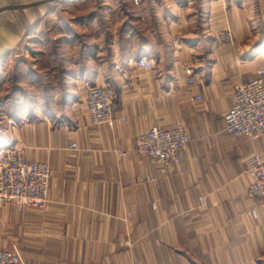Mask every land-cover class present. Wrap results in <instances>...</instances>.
<instances>
[{
	"label": "crops",
	"instance_id": "1",
	"mask_svg": "<svg viewBox=\"0 0 264 264\" xmlns=\"http://www.w3.org/2000/svg\"><path fill=\"white\" fill-rule=\"evenodd\" d=\"M37 1L45 0H0V10ZM243 6L47 0L1 11L0 120L4 114L9 127L0 128V143L47 162L50 177L46 208L0 207V248L17 249L24 264H264V199L246 195L244 161L251 152L264 157V135L250 142L224 132L234 88L256 77L264 47L242 29L235 30L237 45L245 43L240 51L223 50L213 35L226 19L234 29L248 27ZM41 26L47 90L35 105L27 88L39 72L20 67L31 64L20 49L41 42ZM141 57L153 68L138 67ZM185 69L200 97L192 101L183 96ZM101 85L113 90L114 123L93 126L83 95ZM178 122L190 143L162 176L135 152V139ZM72 142L78 150L69 149Z\"/></svg>",
	"mask_w": 264,
	"mask_h": 264
},
{
	"label": "built area",
	"instance_id": "2",
	"mask_svg": "<svg viewBox=\"0 0 264 264\" xmlns=\"http://www.w3.org/2000/svg\"><path fill=\"white\" fill-rule=\"evenodd\" d=\"M140 68L151 69L153 62L147 57L136 61ZM185 84L191 99L200 98L191 94L194 80L190 77ZM256 77L250 81L237 84L234 88V103L224 115V132L237 139L255 141L264 134V68H258ZM114 93L110 86H89L83 95V104L87 110L91 125H113L112 103ZM190 137L187 128L177 124L171 128L154 126L141 132L135 139L136 153L149 159L160 175L167 176L171 165L179 161V154L187 151ZM69 149L78 150L72 142ZM119 156L126 152L114 151ZM246 172L251 177L246 195L251 199H264V159L260 154L251 153L245 159ZM50 168L49 165L27 159L11 144L0 148V207L13 204L19 211L27 208H45L48 204ZM153 180L157 181L158 178ZM201 203L204 197L200 198ZM154 209L156 203H152ZM250 214L257 217V210L251 208ZM0 264H24L17 249L0 248Z\"/></svg>",
	"mask_w": 264,
	"mask_h": 264
},
{
	"label": "rangeland",
	"instance_id": "3",
	"mask_svg": "<svg viewBox=\"0 0 264 264\" xmlns=\"http://www.w3.org/2000/svg\"><path fill=\"white\" fill-rule=\"evenodd\" d=\"M238 1H240V3H243V5H244L243 10H244L245 20L247 21L248 27H243L240 29H234L231 26V23L229 22L228 19H226V21L224 20L222 22L221 27L215 28L213 30V35H215V36L217 35L220 38L218 40L217 46H220L223 50H228V49H231L233 47H236L237 50L240 51L242 49L241 46L245 45V43H241L242 44V45L240 44L241 46L237 45V43L235 41V38H236L235 37V30H239V32H240V30L242 29L243 32L239 33V34L240 35L245 34L246 40L254 39L255 41L260 42V48L264 47V0H238ZM36 29H37L36 30L37 32H35V35L37 36V39H39L38 37L41 38V42L37 41L35 44L34 43L29 44V46L27 44H23V45L21 44L20 59H24L26 57L25 59L26 60L28 59L29 62L31 61L30 62L31 64L28 65L27 61L22 60L20 67L25 68V69L29 68L30 70L32 69V67H34V69L37 72H39L37 74V76H31L30 80L33 83L31 82L30 88H27V90H29L28 96L31 97L33 99V101H35V105H37V104L39 105V104H42L44 101V95H45L44 89L46 88L45 91L47 90V27L43 28L41 26L40 28H36ZM25 47H30V48L25 49ZM258 68H264V65H261ZM186 70L187 69H185V72H186ZM23 83H25V82H23ZM25 84H23V85H25ZM20 94L22 95L23 93H20ZM25 94L27 96V92ZM46 95H47V92H46ZM183 96L185 99H189L190 101H192L190 98V94L187 93V90L185 93H183ZM23 99L25 100L24 97H23ZM26 104L27 103H25V105ZM32 110L37 111V112L40 111L39 109H36V108L32 109ZM2 115H3L2 116L3 119L0 120V128H2V126L3 127H9V124H8L9 121H8L7 117L4 114H2ZM178 124L184 125L183 123H180V122H178ZM247 141H249V140H247ZM255 141H257V140H255ZM0 145H1V143H0ZM78 148H79V146H78ZM15 149L20 151L23 154L22 150L17 149V148H15ZM115 149H119V148H115ZM115 149L113 151H115ZM121 151H123V150H121ZM251 153H256V152H251ZM251 153H249V154H251ZM249 154H247L245 156V159ZM257 154H260V153H257ZM23 156L25 157L24 154H23ZM261 157L264 159V157L262 155H261ZM32 160H36V159H32ZM36 161H39V160H36ZM40 162H43V161H40ZM44 163L48 164L47 162H44ZM39 209H42V208H39Z\"/></svg>",
	"mask_w": 264,
	"mask_h": 264
},
{
	"label": "water",
	"instance_id": "4",
	"mask_svg": "<svg viewBox=\"0 0 264 264\" xmlns=\"http://www.w3.org/2000/svg\"><path fill=\"white\" fill-rule=\"evenodd\" d=\"M51 1H53V0H51ZM44 2H47V0H45V1H37V2L31 3L29 5H15V6H12V7L1 9L0 12L3 11V10L9 9V8H25V7L38 6V5H40V4L44 3Z\"/></svg>",
	"mask_w": 264,
	"mask_h": 264
},
{
	"label": "bare ground",
	"instance_id": "5",
	"mask_svg": "<svg viewBox=\"0 0 264 264\" xmlns=\"http://www.w3.org/2000/svg\"><path fill=\"white\" fill-rule=\"evenodd\" d=\"M5 145H9V143H1L0 148L4 147Z\"/></svg>",
	"mask_w": 264,
	"mask_h": 264
}]
</instances>
